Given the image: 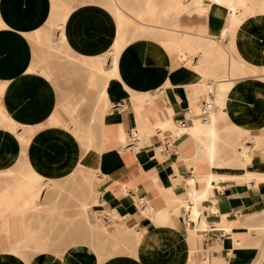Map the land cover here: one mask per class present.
<instances>
[{
	"label": "crops",
	"instance_id": "crops-1",
	"mask_svg": "<svg viewBox=\"0 0 264 264\" xmlns=\"http://www.w3.org/2000/svg\"><path fill=\"white\" fill-rule=\"evenodd\" d=\"M191 1L178 12V31L221 39L229 9L216 4L198 13ZM52 2L0 0V104L8 121L0 125V255H29L31 264H97L86 246L73 247L96 239L100 264H264V14L247 16L221 40L254 74L234 78L209 122L194 118L166 148L174 134L161 126L176 128L191 110L197 115L210 99V73L174 62L154 38L137 37L117 55L102 113L70 123L74 97L89 104L104 82L83 66L59 73L46 65L56 66L59 46L75 59L102 57L118 29L100 0L83 2L67 14L63 42L53 31L48 44ZM126 6L133 14L143 9L133 0ZM89 129L95 145L85 152ZM246 173L253 174L248 181L235 178ZM28 175L43 183L34 189L38 200H27ZM0 264L20 263L7 257Z\"/></svg>",
	"mask_w": 264,
	"mask_h": 264
},
{
	"label": "bare ground",
	"instance_id": "bare-ground-1",
	"mask_svg": "<svg viewBox=\"0 0 264 264\" xmlns=\"http://www.w3.org/2000/svg\"><path fill=\"white\" fill-rule=\"evenodd\" d=\"M141 1L143 2L147 13L148 12L149 13L150 12L155 13L158 8L163 9L165 7L169 8L170 10H172L173 12H176V13H178L179 11H181V12L188 11V8L184 6L185 0H141ZM186 2L188 3V1H186ZM254 2L255 1H252V0H193V1L189 2L193 6L192 8H194V10L198 13H203V12L207 11L212 5H216V4L223 5L229 9L230 14H229L228 21H227L226 32H224L222 35V38L218 39V40L202 39L200 37H194L193 35H188L186 33L179 32L178 26H174V25L172 27L165 26L164 23L162 24L160 18H155L156 20H155L154 25L152 24V25L148 26V25H146L147 23L145 24V20H144V19H146L145 17H144V19L138 20V21L134 20L130 17V21L138 23L139 25H142V26L145 25V29L147 28V30L148 29L151 30V31L150 30L149 31L152 32L153 36L156 37V40L163 47H165V49L170 53L174 62H176V60H180V61H182V63L184 62V64H186V65L192 67L193 69L197 70L203 76H206V74L210 73V77H212V80L207 85L208 92H210V94H209L210 99H208V101L205 104H203L199 107V112L197 113V115L195 113H193V111L191 110V112L188 113V117L185 116L186 120H189L190 123H180L179 121H177L176 122V128L171 123L161 126L162 129L167 128L169 131H171L174 134V135H172V137L166 138L164 140V146L166 148L171 147L173 139H175L177 136L179 137L181 134H183L184 132L187 131V128L189 127V124L192 123V120H193V122L195 121L194 118H196V120H199L201 122V124H207L209 122L211 116L214 115L215 112H217V110L222 106L221 100L223 98H225L226 93H229L231 87L235 84L234 78H236L240 75L249 76V75L254 74V71L247 68V66L242 65L241 63H239V61H237L233 57V55H232V43H230L229 46L225 48L221 42V40L226 35H228V37L231 39L232 35L234 34L233 32L236 29V27L247 16L253 15L255 13H263L264 14V0H260L256 4ZM111 9L114 13L113 18L115 19V22L117 24L116 28L118 29V33H117L116 42L114 43L112 48L109 50L110 57H111L110 69L107 70L104 67L105 60L101 59L100 57L94 60L93 65L91 67L94 70L96 75H100V76L106 75V77H107L106 84L104 85L103 89L99 93V101L103 99L105 101L106 105H107V92L106 91H107V87H108V82L111 79L116 78V58H117V55H118L120 49L126 43L133 40V38L126 39L125 41L120 40L122 38L123 33L121 32V28L119 26L118 21H119V18L122 16H127V17L129 16L127 9L122 6L120 0H111ZM0 23H1V21H0ZM147 30H145V31H147ZM145 31H143V32H145ZM165 33H167V34H165ZM36 39H40V35L37 34ZM43 39L45 42L50 44L49 40L51 39V34L46 31L43 34ZM62 39H64L63 32H62ZM194 55L198 56L197 63H195L194 60L192 59V57ZM261 80L264 81V77H262ZM4 119L7 121V118L5 116H4ZM92 143H93L92 139H89L88 140L89 149L86 148V150H85L86 152L94 149V148H92L93 147ZM166 144H168V146H166ZM243 156L245 158L244 162L246 164V162L248 161V159H247L248 154L245 152ZM252 177H253V174L246 173L245 176L235 177V178H237V180L248 181ZM35 178H36V176H35ZM216 178L217 177L211 178V179H214V181H215L214 185L217 184ZM210 181L211 180H208L207 184H208L209 188H212V187H210ZM33 182H35V181H33ZM38 195H39V191H37V194L35 196L36 200H38ZM31 200H33V199H31ZM89 203L91 205L97 203V201L95 200V196H93V198L91 199V201ZM87 205L81 204L80 207H81V209L84 210V209H87L86 208ZM134 242L135 241L133 240L132 243L134 244ZM12 253H13V251H12ZM7 257L14 259L15 261H17V263L19 262L21 264L19 255H17V254L0 255V258H7ZM262 257H263V255H262ZM101 261H102V259H101ZM22 263L27 264V261L25 260Z\"/></svg>",
	"mask_w": 264,
	"mask_h": 264
},
{
	"label": "rangeland",
	"instance_id": "rangeland-1",
	"mask_svg": "<svg viewBox=\"0 0 264 264\" xmlns=\"http://www.w3.org/2000/svg\"><path fill=\"white\" fill-rule=\"evenodd\" d=\"M93 1H96V0H53V2H52V15H51V18L48 22L49 30H47V32H49L51 34L53 31H57V39L60 43H62L64 40V39H62L63 24H64V21L67 17V14L70 12L71 7L78 5V4H81L83 2H93ZM252 1H255L254 3L256 4L260 0H252ZM100 2H102L104 5H106L107 8L111 9V0H103V1L100 0ZM120 2L122 4V6L127 9L128 15H129L128 17L127 16L120 17L119 21H118L119 26L121 28V32L123 33L122 38L120 39L121 41H125L126 39H130V38L135 39L137 37H150V38H154L156 40V37L153 36L152 32H150L151 31L150 29L147 30V28L145 29V25L142 26V25H139L138 23L130 21V17L134 20H137V21L142 20L145 17L146 18V19H144L145 24L147 23L146 25H148V26H150L152 24L154 25L155 20H156L155 18H160L162 24L164 23L165 26H168V27L169 26L172 27L173 25L177 26L178 13L173 12L172 10H170L167 7L163 8V9L158 8L155 13H152V12L149 13L148 12L149 13L148 14L146 12V8H145V6L141 0H138V1L133 0L134 5H137L139 7L141 6V8H143L139 12H137V14H133L136 11L129 9V7L126 6V4L130 3V0H120ZM111 11H112V9H111ZM112 13H113V11H112ZM1 26H2V23H0V27ZM142 30L143 31L147 30V31L143 32ZM165 34H167V33H165ZM57 52L60 56L57 57V59L54 61L56 63V66L50 65V62H49V64H47L45 67L46 71L54 70V71H57L59 73L66 72V71H71V72L72 71H80L81 69H77V68L83 66L84 68H86L87 70H89L91 72L92 76L100 78L101 80H103L104 85L106 84V81H107L106 75H101V76L96 75L94 70L91 68L95 59H90V60L83 59V60H81V59L72 58L66 53L64 48L60 47V46L57 49ZM100 58L105 60L104 67L107 70H109L110 65H111L110 52L108 51L104 56H102ZM176 61H180V60H176ZM30 70L32 71V69H30ZM104 85H103V87H104ZM91 87L93 88L92 85H91ZM3 88H4V85L0 84V98L2 95ZM100 92H101V90H100ZM73 104H74V108H76V110L71 112L70 117H67L68 119H70V123H73V124H78L77 120L79 118H81L82 114H84L85 116L88 114V119L91 121H94V119L95 118L97 119L98 116L102 113L101 110H102L103 106H102L101 102L99 101V95H98L97 100H95V97H93L91 99V101L89 102V104H87L86 99L82 100L81 97H78V98L74 97V103ZM86 108H87V110L89 109L87 111V113L84 111V109H86ZM57 122H58V124L64 125L63 121H61L60 118H57ZM2 123L8 124V122L4 119V114L2 112V108H1V104H0V125ZM77 130H82V129L81 128H75L74 132L76 133ZM88 135L89 136H87L86 140L92 139V142H93L92 145L94 147L95 139H94L93 134H92V129H89ZM86 148L89 149L88 143H87V145L84 146L85 150H86ZM77 176H78V174L76 171L74 173V176L72 177V181L74 180L75 189H76V183L79 181V178H80L79 176H78L79 178ZM26 180L28 182L32 183L31 186H32L33 190L35 188H39V187H40L39 189L42 188V186H40V185L43 183L42 182L40 183L38 177L35 178V175H28L26 177ZM33 181H35V182H33ZM83 182H84L85 187L89 188L90 201H91L93 196L96 195V193L93 192V189L91 187V180L87 176V177H85V180ZM33 190H32L33 194L31 196V199H33L32 201H35L36 200L35 196L37 194V191L35 192V190L34 191ZM27 195H29L28 191H27ZM39 198L40 197L38 195V199ZM31 199H27V200H31ZM81 204L87 205L86 202H80L79 205H81ZM80 210L83 211V209H81V207H80ZM75 214L76 215L73 219L76 222H78L80 217L77 214V211H75ZM93 229L97 230L96 228H93L91 226V230H93ZM74 230L77 231L76 226H75ZM102 230L104 231V229H102ZM74 234H75V236L78 235V233H76V232ZM89 235L91 237L96 236V234L92 233V232H90ZM117 245H118V243H115L113 245L114 249L117 247ZM81 246H86L93 253H95V254L97 253L96 259L98 258L99 260L98 259L97 260L99 262L97 260L96 261L98 264H100L102 262L101 259L102 260L104 259L103 255H102L103 249L100 248L101 245L99 244L98 240L90 239V240H86L85 242H83L81 240H75L74 241L73 247H81ZM56 257L59 259H62L61 255H58ZM19 258H20L21 264H23L22 262H24L25 260L27 261V264H31L35 257L29 256V255H19Z\"/></svg>",
	"mask_w": 264,
	"mask_h": 264
},
{
	"label": "built area",
	"instance_id": "built-area-1",
	"mask_svg": "<svg viewBox=\"0 0 264 264\" xmlns=\"http://www.w3.org/2000/svg\"><path fill=\"white\" fill-rule=\"evenodd\" d=\"M189 120H186V118L184 117L182 120H180V123H188ZM166 146H168V144H166Z\"/></svg>",
	"mask_w": 264,
	"mask_h": 264
}]
</instances>
